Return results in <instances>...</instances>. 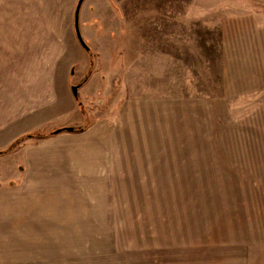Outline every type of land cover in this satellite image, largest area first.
Wrapping results in <instances>:
<instances>
[{"label":"rangeland","instance_id":"rangeland-1","mask_svg":"<svg viewBox=\"0 0 264 264\" xmlns=\"http://www.w3.org/2000/svg\"><path fill=\"white\" fill-rule=\"evenodd\" d=\"M77 1L0 0V58L51 25L71 87L93 73L80 96L113 89V116L147 127L91 174L13 187L0 157V264H264V0H84L90 51ZM97 14L116 28L101 54L82 25Z\"/></svg>","mask_w":264,"mask_h":264},{"label":"crops","instance_id":"crops-1","mask_svg":"<svg viewBox=\"0 0 264 264\" xmlns=\"http://www.w3.org/2000/svg\"><path fill=\"white\" fill-rule=\"evenodd\" d=\"M99 17L98 14L94 15L87 22H82V25L93 27L90 33L93 38L90 37L91 46L101 54L109 45L103 40V37H107L103 34H113L116 28L109 25L103 28L102 24V29L99 30ZM95 19H99L100 23H93ZM123 29L120 27V33ZM58 33L51 25H41L37 28L34 38L23 42V48L20 47L18 52L12 51L8 56L0 58V150L26 133L40 129L43 134L40 138L27 137L16 150L0 154L2 158L10 155L12 162L15 161L14 165H4L11 171L5 176L13 187L18 186L21 177L25 178L29 172L36 176L58 168L70 167L73 170L88 169L91 174L95 165L105 167L104 165L109 164L111 140H128L125 136L131 131H124L126 128L139 133L141 126L147 127V124L141 123L122 124L121 117L117 119L113 116L115 107L109 108L107 105L114 90L98 89L85 91L82 97L79 92L82 101L85 97L91 98L92 105L101 104L102 107L99 113L92 114L94 118L85 130L49 134L54 129L78 127L84 122L83 110L71 89V73L68 75L64 69L62 57L65 47ZM110 38L112 40L111 36ZM117 44L114 41L115 48ZM93 75L92 73L80 86L79 91L90 83ZM101 79L109 81L106 76ZM97 97H101L103 101L100 102L101 99ZM88 111L96 113L98 108L88 106ZM119 113L121 114V110ZM9 175L13 177L9 178ZM0 184L2 185V180Z\"/></svg>","mask_w":264,"mask_h":264},{"label":"water","instance_id":"water-1","mask_svg":"<svg viewBox=\"0 0 264 264\" xmlns=\"http://www.w3.org/2000/svg\"><path fill=\"white\" fill-rule=\"evenodd\" d=\"M83 1L84 0H78L77 1L75 12H74V27H75L76 36H77L78 41L80 42V44L87 51H90V47L87 44V42L85 41V39H84V37L82 35V32H81V28H80V9H81ZM80 86H81V84H77V85H72V87H71L73 95L75 96V98H76V100L78 101L79 104L82 103V101H81V99L79 97V88H80ZM79 130H81V129H78V128H75V127H71V126H66V127L57 128L56 130H54L52 132V134H56V133H59L61 131H79Z\"/></svg>","mask_w":264,"mask_h":264},{"label":"trees","instance_id":"trees-1","mask_svg":"<svg viewBox=\"0 0 264 264\" xmlns=\"http://www.w3.org/2000/svg\"><path fill=\"white\" fill-rule=\"evenodd\" d=\"M87 79H88V77L83 81V83H85L87 81ZM83 83L81 85H83ZM79 106H80V108L84 109L83 103L79 104ZM86 128H87V126L85 125V126H81L78 129L85 130ZM81 130H79V131H81ZM49 134L52 135L51 132ZM42 136H43V134L40 132V129L35 130L33 132L26 133V134L20 136L19 138H17L15 141H13L8 147L0 150V154L9 153V152L16 150L21 145V143L24 141V139L27 137H38V138H40Z\"/></svg>","mask_w":264,"mask_h":264}]
</instances>
